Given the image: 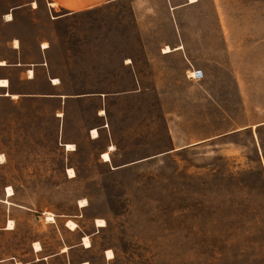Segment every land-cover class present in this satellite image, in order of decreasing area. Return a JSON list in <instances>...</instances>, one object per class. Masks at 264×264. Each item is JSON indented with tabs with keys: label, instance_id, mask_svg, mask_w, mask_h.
Segmentation results:
<instances>
[{
	"label": "rangeland",
	"instance_id": "1",
	"mask_svg": "<svg viewBox=\"0 0 264 264\" xmlns=\"http://www.w3.org/2000/svg\"><path fill=\"white\" fill-rule=\"evenodd\" d=\"M199 7L195 22L232 45V72L217 83L189 63L185 77L175 68L157 79L137 40L164 33L135 31L130 5V32L104 7L50 23L51 68L87 95L62 117L55 98L0 100V264H264V0ZM189 38L201 46L210 33ZM36 241L59 254L37 260Z\"/></svg>",
	"mask_w": 264,
	"mask_h": 264
},
{
	"label": "crops",
	"instance_id": "2",
	"mask_svg": "<svg viewBox=\"0 0 264 264\" xmlns=\"http://www.w3.org/2000/svg\"><path fill=\"white\" fill-rule=\"evenodd\" d=\"M200 1L0 0V100L3 98L17 100L20 97L55 98L64 105L57 107L56 115L64 116L65 104L68 100L87 94L82 91H68L64 76L51 68L54 46L49 37L50 23H59L81 14L92 13L103 7L107 11L115 12L117 19L120 18L122 25L126 26V32H130V12L125 7L130 5L132 15L136 19L135 31L164 33V38L159 40H137L144 48L143 55L151 64L149 70L157 79H159V73L175 68L184 76L189 63L202 69L206 78L213 79L211 83H217L216 80L219 82L221 78L224 80V75L228 71L232 72L227 64V57L232 56L230 50L232 45L226 42L219 43L216 37L213 39V34L217 32L215 26H205L195 22L194 11L201 9ZM56 12L61 14L55 15ZM196 21L201 22V20ZM197 30L210 33V39L207 42L204 41L201 46H196L189 38L190 33ZM45 43L48 46L44 45ZM127 43L129 44L130 41L128 40ZM167 46L169 50L165 49ZM246 54L248 56L250 53L246 51ZM124 63L133 64L134 58L128 55ZM171 64L174 68L170 66ZM134 71L133 78L137 79L139 86L134 90H140L141 71ZM241 71L240 67L237 80L243 94L248 97L250 87ZM210 73L214 76L210 77ZM55 78H58V82H54ZM6 79L8 83L5 85L2 80ZM59 111H64L62 116L58 115ZM42 250H44L43 246L42 249L36 250L37 260L59 254L58 251L47 255L39 253Z\"/></svg>",
	"mask_w": 264,
	"mask_h": 264
},
{
	"label": "bare ground",
	"instance_id": "3",
	"mask_svg": "<svg viewBox=\"0 0 264 264\" xmlns=\"http://www.w3.org/2000/svg\"><path fill=\"white\" fill-rule=\"evenodd\" d=\"M191 1H196V0H191ZM34 4H35V3H34ZM9 18H10V17H9ZM45 45L48 46L47 43H45ZM165 49H166V50H169V47L167 46ZM191 75H194V72H192ZM54 82H58V78H55V79H54ZM2 83L6 85V84L8 83L7 79H6V80H2ZM14 97H17V95H14ZM101 113H104V110H102ZM60 114H61V113H60ZM91 134H92V137H93V138L98 137V136H99V131H98V129H97V128H93V130L91 131ZM65 145H66V148H67L68 150H74V149H75V145H74L73 143H66ZM4 158H5L4 155H3V154H0V159H1L2 161H4ZM67 173H68L69 177H74V176L76 175L75 170H74L73 168H70V167L68 168ZM6 192H7V196H8V197L14 195V190H13V188H12L11 186H8V187H7ZM6 201H7V202H10V201H8V200H6ZM86 204H87V201H86L85 199H81V200L79 201V205H80V206H85ZM46 213L49 214V215H48V218H47L49 221H55V216H54V215H52L51 213H49V212H47V211H46ZM96 224H97L98 226L102 227V226H105V225H106V221H105V219H103V218H97V219H96ZM66 225H67L70 229H72V230H75V229L78 227L77 222L74 221L73 219H68ZM98 226H97V227H98ZM6 228H7V229H14V221H13L12 219L9 220V223H8V225H7ZM82 239H83V243H82V244H84L86 247H90V246L92 245V243H91V238H90L89 235H85ZM34 247H35L36 250H40V249H42V245H41V243L38 242V241H36V242L34 243ZM67 250H68V246L63 247V249H62L63 252H65V251H67ZM106 255H107L108 258H112V257L114 256V252H113L111 249H108L107 252H106ZM19 264H20V263H19ZM84 264H90V263L86 261V262H84Z\"/></svg>",
	"mask_w": 264,
	"mask_h": 264
},
{
	"label": "water",
	"instance_id": "4",
	"mask_svg": "<svg viewBox=\"0 0 264 264\" xmlns=\"http://www.w3.org/2000/svg\"><path fill=\"white\" fill-rule=\"evenodd\" d=\"M196 74H197V76H201L202 75V70L201 69H197L196 70Z\"/></svg>",
	"mask_w": 264,
	"mask_h": 264
},
{
	"label": "built area",
	"instance_id": "5",
	"mask_svg": "<svg viewBox=\"0 0 264 264\" xmlns=\"http://www.w3.org/2000/svg\"><path fill=\"white\" fill-rule=\"evenodd\" d=\"M202 75H203V72H202ZM202 75H201V76H202ZM194 77H200V76H197L196 71H195V75H194Z\"/></svg>",
	"mask_w": 264,
	"mask_h": 264
}]
</instances>
